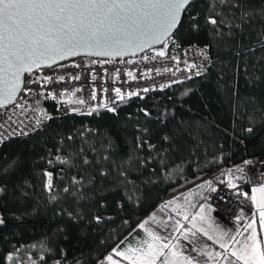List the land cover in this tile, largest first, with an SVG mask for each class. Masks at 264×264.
Listing matches in <instances>:
<instances>
[{
    "label": "snow or ice",
    "instance_id": "1",
    "mask_svg": "<svg viewBox=\"0 0 264 264\" xmlns=\"http://www.w3.org/2000/svg\"><path fill=\"white\" fill-rule=\"evenodd\" d=\"M207 5L206 10L197 11L201 3ZM260 21V31L257 32L260 40L257 44L245 49L255 56L257 51L264 53V0H0V143H3L7 135H28L26 128H21L23 121L14 120L8 114V106L13 110L24 111L25 107L31 108L24 97L38 93L50 99H57V93L49 90V85L65 81V76L54 77L52 75L39 74L43 69H51L53 65L77 56L100 57L107 59L92 60L91 65L114 64L115 58L135 56L137 53L150 50L154 54L144 55L143 60L155 61L158 58H169L175 63V71L190 73L185 77L191 80L193 76L200 77L207 71V64L211 63L205 49V44L200 49V55L204 63L197 64L187 60L181 61L178 56H169L168 48L181 46V34L187 31L189 35L199 36L212 34L214 37L233 36L239 37L240 42L247 38L246 33L252 27L254 20ZM156 45H163L156 49ZM192 46L190 45L189 48ZM187 49L185 53L187 54ZM239 55V52L236 53ZM264 55L256 57V63L252 65V73L246 77L248 85L261 87L264 85ZM128 60L126 63H134ZM183 63L184 67L180 65ZM80 68L81 63L72 61L69 65L59 67ZM195 70V71H194ZM104 71H107L106 69ZM160 74V69L155 70ZM171 72L173 68H165ZM27 75V79H25ZM91 79L96 81L95 72H91ZM126 75L131 79H137L133 71ZM152 70L141 73V78H150ZM70 79L80 80L79 74L70 75ZM115 80L120 79V69H116ZM173 83H183V80H172L167 84L159 85V90L171 87ZM33 85L38 88L32 87ZM81 88L72 90V94L82 91ZM157 90L143 88L139 91L122 92L120 87H102L103 94L114 93L96 106L90 107L85 114L91 116L100 109L117 114L120 104L132 97L144 99L141 91L147 93ZM64 93H60L61 101L68 104L84 105L85 99L63 101ZM185 91L182 95H188ZM23 94V95H21ZM235 98L237 110L241 106V99L236 90L232 93ZM18 98L24 100L17 103ZM97 89L91 87V101H96ZM169 100L172 97H168ZM38 104L39 101H36ZM252 105L249 109L247 105ZM182 107V105H181ZM245 112L249 126L242 132L251 135L254 132V122L259 117V124H264V106L260 105L256 96H248L244 101ZM79 109L71 108V112ZM175 109L164 108L153 116L149 109L141 108L139 112L148 120H154L164 126L162 134L153 141L154 133L148 127L136 126L134 148L137 155L129 154L120 160H114L111 153L104 149L99 152L94 145H90L88 151L95 154L90 159L86 151L81 147L78 151L61 155V148H57L56 154L41 157L47 165L56 168L57 171H49L47 168L39 172L41 179L40 189L46 194V201L60 205L72 200L82 207L90 205L95 209L89 217L78 209L69 210L59 207L56 216L66 217L71 223L78 226L81 238L93 232L101 226L113 221L115 217L107 214L111 207L109 195L120 194L115 200V208L123 212L125 204L130 207H139V201L125 193L132 191L130 175L133 169L147 170L155 175L156 168L148 165L159 157L160 175L168 171L166 159L168 154L179 151L182 144L188 147L189 153L195 155L200 140L197 132L193 130L189 122L179 120L175 116ZM46 111L40 112L35 119V126H40L44 121L53 119ZM170 121H175L169 126ZM19 129V130H18ZM35 130V129H33ZM85 131L95 132V129H85L75 135L84 138ZM227 132V130H223ZM235 132V129L233 130ZM64 139L72 141L73 135H68L59 142L62 147ZM187 140H192L193 145H187ZM111 145H109L110 147ZM103 147V145H102ZM147 155H143L144 150ZM78 159L80 165L87 166L78 176H72L61 188L54 180V176L63 179L64 172L68 168L78 167L73 163ZM244 165L252 164V161H244ZM20 167L19 161L0 158V202H7L12 198L16 201H26L31 197L26 188H31V182L27 179L10 183L12 174ZM238 173V174H234ZM33 174L36 172L33 170ZM227 179H221L220 184L226 185L238 196H243L248 203L245 209L242 205L239 214L229 212L227 216L220 214L217 207L209 203L206 192H217L213 187V180H202L192 188L178 192L171 198L162 201L148 213L146 217L137 221L131 227L127 236L117 241L105 253L94 256L90 264H264V183L259 181V173L249 174L244 167L236 166L221 173ZM107 182V183H106ZM155 183V181H152ZM83 189V191H82ZM246 189V190H245ZM199 198V199H197ZM203 202H200V201ZM158 213L163 214L158 218ZM212 213H216L213 217ZM24 214L9 217L7 211L0 204V228L7 227L9 220H22ZM220 223H216V220ZM125 224L129 221L125 220ZM228 226L225 227L224 225ZM142 233L139 239H135L134 233ZM63 233L64 228L57 229ZM201 237L211 241L204 243ZM132 238L134 243H129ZM66 239V237H65ZM36 244L17 245L13 249L0 255V264H44L45 255L33 257L31 252L21 256L22 250L36 248ZM41 248L47 245H41ZM51 252L52 249L48 248ZM63 249L60 250V259H55L53 264H63L65 257ZM80 264V261H77Z\"/></svg>",
    "mask_w": 264,
    "mask_h": 264
},
{
    "label": "trees",
    "instance_id": "2",
    "mask_svg": "<svg viewBox=\"0 0 264 264\" xmlns=\"http://www.w3.org/2000/svg\"><path fill=\"white\" fill-rule=\"evenodd\" d=\"M206 8L207 5L202 2L197 11L202 12ZM260 27V21L254 20L246 33L247 38L242 42L239 37L233 36L221 38L212 34L192 36L185 30L181 34V45L191 42L209 44L211 63L202 76L172 84L159 93L143 96L144 99L132 97L118 106L117 114L106 110H101L98 114L94 112L91 116L71 112L48 120L43 128L26 137L11 138L3 142L0 145V158L7 157L9 161L15 159L20 164L19 169L12 174L10 183L29 180L32 186L26 188V191L32 195L26 201L10 198L7 202H0L9 217L24 214L22 220L10 219L7 227L0 228V255L20 244H36V248L22 250L21 256L27 252H31L34 258L43 254L44 264H53L55 259L61 258L60 250L63 249L66 254L62 258L63 264H77V261H80V264H90L94 256L102 255L124 238L137 221L166 198L192 188L202 180L212 179L213 182H220L224 177L221 173L226 172L222 171V167L241 166L245 158L264 154V124L255 126L259 124L260 118H256L254 132L251 135L242 132L244 127L249 126L244 108L246 98L256 96L260 105L264 106V85L257 88L246 82V77L252 73L256 57L264 55L257 51L253 56L245 51L260 40L257 35ZM237 52L239 55H236ZM259 63L264 66V61ZM27 78L26 75L25 79ZM189 89L191 91L188 95H182ZM233 90H236L241 99L238 110L234 106ZM168 97L172 99L169 100ZM247 107L251 109L252 105L249 104ZM141 108L149 109L153 116L164 108H174L176 118L189 122L197 132L199 147L195 155H191L184 144L180 146L179 151L168 154L166 159L168 171L163 176L160 175L159 157L155 154L153 161L148 165L149 168H156L155 175L147 168L143 171L139 168L133 169L130 175L132 191L125 194H130L134 201L138 200L140 206L130 207L125 204V210L120 212L115 208V200L120 198V194L109 195L112 206L108 208L107 214L115 219L95 232L89 229V234L81 238L78 226L66 217L56 216L55 212L62 206L69 210L78 209L90 217L95 209L90 205H84L82 201V207H78L70 199L66 203L61 201L60 205L48 203L46 194L40 189L39 172L45 168L55 172L60 166L57 165L54 169L40 158L54 156L57 148H61L60 154L64 155L83 147L88 157L94 159L95 154L88 151L90 145H94L101 153L107 149L114 160H120L129 154L135 156L138 154L134 148L137 124L152 130L154 133L152 142H156L164 130L163 125L144 117L139 112ZM174 123L175 121H170L169 126ZM85 129L96 131H85L84 138L75 135ZM70 134L74 139L72 141L64 139L67 147H62L59 142ZM193 144L192 140H187V145ZM142 154L147 155V150L145 149ZM73 163L78 167L68 168L63 174V179L54 176V180L61 188L68 179L78 176L87 168L80 165L78 159H74ZM33 170L36 172L35 175ZM125 220L129 223L125 224ZM61 227L64 228V232H57ZM41 245L47 247L41 248ZM48 248L52 251L49 252Z\"/></svg>",
    "mask_w": 264,
    "mask_h": 264
},
{
    "label": "built area",
    "instance_id": "3",
    "mask_svg": "<svg viewBox=\"0 0 264 264\" xmlns=\"http://www.w3.org/2000/svg\"><path fill=\"white\" fill-rule=\"evenodd\" d=\"M192 46L189 48V46ZM205 44H199L197 42H191L185 45H181L179 48H173L169 45L168 53L169 56H178L181 61L187 60L189 62H195L197 64L204 63L203 57L200 55V49L204 47ZM163 45L155 46L156 49L162 48ZM187 54L185 53V50ZM210 58L208 48L205 49ZM154 53L150 50H146L145 52L136 54L135 56H126L123 57L125 63H121V58H115L114 64H104L102 67L99 64L91 65L92 60H100L107 58L100 57H86V56H77L73 57L61 62H58L57 65H53L51 69H43V75H52L54 77H58L60 75L65 76V81L61 83H57L54 85H49V90H54L57 93V99L53 100L50 98H46L45 96H39L38 93H33L32 96L24 97V100L27 101L28 104L32 105L31 108L25 107L24 111L19 109L13 110V106H8V114L13 117L14 120L23 121L24 123L20 125L21 128H26L28 131V135L40 130L46 124L44 121L40 126H35V119L38 118L40 112L46 111L52 117L62 116L63 114L71 113V108L79 109L78 112L74 113H86L90 110V107L98 105L102 100L107 102V99L114 95V93L103 94L101 92L102 87L106 88H115L120 87L122 92L128 91H139L143 88H153L156 87L157 90L149 91L144 93L141 91V95H153L159 93V85L167 84L172 80H183L190 73L186 71H175V63L169 58L160 59L158 58L155 61L152 60H143L142 57L144 55H153ZM128 60L135 61L134 63H126ZM75 61L76 63H81L80 68L75 67H59V65H69ZM209 64H207V69L209 68ZM171 67L173 71L168 72L164 71L165 68ZM181 68L184 67L183 63L180 65ZM107 71H104V70ZM116 69H120V79L115 80L114 76L116 73ZM149 69L152 70V75L150 78H141V73H146ZM156 69H160V74H157ZM128 71H133L136 75L137 79L131 80L126 73ZM195 71V70H194ZM91 72H95L97 79L95 82L91 79ZM79 74L81 76L80 80L70 79V75ZM195 77V76H193ZM97 89V99L96 101H91V87L93 86ZM175 84V83H173ZM32 87L38 88V86L33 85ZM76 88L83 89L82 91L76 92L75 95L72 94V90ZM167 88V87H165ZM164 88V89H165ZM163 89V90H164ZM65 90H68L64 96L63 101L67 100H75V99H85L87 101L84 105H78L75 103L68 104L61 101L60 93H64ZM23 95V94H21ZM24 100H20L18 98L17 103H23ZM36 101H39L37 104ZM104 110L100 109L99 111ZM3 117H0V123L3 122ZM35 129V130H33ZM19 130V129H18ZM0 131H3L0 129ZM28 135H7V141L11 138L16 137H26ZM2 143H0L1 145ZM252 161L250 165H244V161ZM241 164V167H244L245 171L251 174L252 172H258L259 181L264 183V154L255 155L252 157H247L244 159ZM213 187H217V192H208L207 196L209 197V203L217 207L219 212H225L232 208L234 204L238 201V195L234 193L233 190H229L226 185H222L219 183L215 184Z\"/></svg>",
    "mask_w": 264,
    "mask_h": 264
},
{
    "label": "crops",
    "instance_id": "4",
    "mask_svg": "<svg viewBox=\"0 0 264 264\" xmlns=\"http://www.w3.org/2000/svg\"><path fill=\"white\" fill-rule=\"evenodd\" d=\"M236 166H238V165H230V166H224V167H222L223 169H222V171L224 170V171H227L229 168H235ZM234 174H238V173H234ZM209 178H211V176H209ZM227 177H223V179H226ZM217 183H219V181H214V184H213V186L215 185V184H217ZM199 184V183H198ZM246 190V189H245ZM207 193V192H206ZM205 193V194H206ZM172 197V196H171ZM171 197H169V198H171ZM169 198H166L165 200H167V199H169ZM197 199H199V198H197ZM200 202H203L202 200L200 201ZM241 205L245 208V209H247L248 208V203L244 200V198H243V196H238V201H237V203L233 206V208H230L229 210H227V212L225 213V214H222V215H224V216H227L228 215V213L229 212H232V214L233 215H237V214H239V210H240V207H241ZM220 213V212H219ZM221 214V213H220ZM148 215V213L147 214H145L143 217H142V219L144 218V217H146ZM163 214H160V213H158V218L160 217V216H162ZM212 215H213V217H215L216 216V213H212ZM216 223H220V221L217 219L216 220ZM225 227H227L228 225L227 224H225L224 225ZM134 237H135V239H139L141 236H142V233L138 230L137 232H135L134 234ZM127 236V235H126ZM201 240L204 242V243H208V244H211V241H207V239L206 238H203V237H201ZM128 242L129 243H134V241H133V239L132 238H129V240H128Z\"/></svg>",
    "mask_w": 264,
    "mask_h": 264
},
{
    "label": "rangeland",
    "instance_id": "5",
    "mask_svg": "<svg viewBox=\"0 0 264 264\" xmlns=\"http://www.w3.org/2000/svg\"><path fill=\"white\" fill-rule=\"evenodd\" d=\"M226 179H227V178H226ZM207 193H208V192H207ZM207 193H206V195H207ZM236 203H237V202H236ZM236 203H235V204H236ZM235 204H234V205H235ZM232 208H233V207H232ZM218 212H219V211H218ZM226 212H227V211H225V212H220V213H221V214H225Z\"/></svg>",
    "mask_w": 264,
    "mask_h": 264
},
{
    "label": "water",
    "instance_id": "6",
    "mask_svg": "<svg viewBox=\"0 0 264 264\" xmlns=\"http://www.w3.org/2000/svg\"><path fill=\"white\" fill-rule=\"evenodd\" d=\"M156 46H158V45H156ZM137 54H139V53H137ZM126 57V56H125ZM106 58V57H105ZM61 62V61H60Z\"/></svg>",
    "mask_w": 264,
    "mask_h": 264
}]
</instances>
